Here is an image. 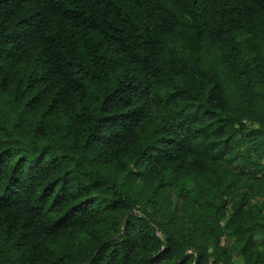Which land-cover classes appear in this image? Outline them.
<instances>
[{"label": "trees", "instance_id": "obj_1", "mask_svg": "<svg viewBox=\"0 0 264 264\" xmlns=\"http://www.w3.org/2000/svg\"><path fill=\"white\" fill-rule=\"evenodd\" d=\"M234 255L264 264V0H0V264Z\"/></svg>", "mask_w": 264, "mask_h": 264}, {"label": "rangeland", "instance_id": "obj_2", "mask_svg": "<svg viewBox=\"0 0 264 264\" xmlns=\"http://www.w3.org/2000/svg\"><path fill=\"white\" fill-rule=\"evenodd\" d=\"M260 201H261V200H260L259 198L254 197V198L251 200V203H253V204H259ZM233 262H234V264H241V259H240V257L234 255V256H233Z\"/></svg>", "mask_w": 264, "mask_h": 264}]
</instances>
